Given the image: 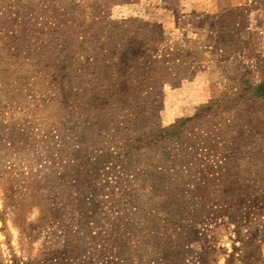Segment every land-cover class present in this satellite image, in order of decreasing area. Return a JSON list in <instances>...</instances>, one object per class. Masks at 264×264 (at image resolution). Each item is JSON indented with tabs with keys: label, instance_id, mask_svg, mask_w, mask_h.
I'll return each mask as SVG.
<instances>
[{
	"label": "rangeland",
	"instance_id": "374dc122",
	"mask_svg": "<svg viewBox=\"0 0 264 264\" xmlns=\"http://www.w3.org/2000/svg\"><path fill=\"white\" fill-rule=\"evenodd\" d=\"M0 264H264V0H0Z\"/></svg>",
	"mask_w": 264,
	"mask_h": 264
}]
</instances>
